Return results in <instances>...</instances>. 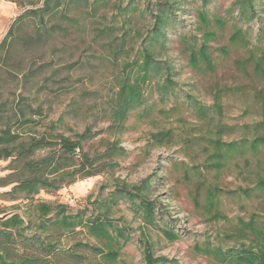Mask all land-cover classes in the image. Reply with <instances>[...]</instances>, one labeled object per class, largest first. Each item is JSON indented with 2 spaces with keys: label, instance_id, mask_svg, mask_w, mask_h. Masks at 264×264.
Returning <instances> with one entry per match:
<instances>
[{
  "label": "rangeland",
  "instance_id": "rangeland-1",
  "mask_svg": "<svg viewBox=\"0 0 264 264\" xmlns=\"http://www.w3.org/2000/svg\"><path fill=\"white\" fill-rule=\"evenodd\" d=\"M43 1L0 0V42L19 15L40 8ZM131 1L112 0L110 5L123 8ZM233 1L212 0L208 6L211 14L222 16L229 23L217 41L211 43L214 49L227 46L230 24L235 16L228 13ZM153 2H133L137 12L131 20V31L126 36L125 54L122 55L127 54L131 61L151 28V10L147 7L153 10ZM255 5V17L244 27L252 47L264 45L258 40L260 30L264 31V0H257ZM173 6L174 13L167 28V47L156 55V60L167 62L171 67L174 91L161 97L154 83L147 87L145 111L138 109L130 115L127 130L118 139L127 152L120 160V168L113 175L96 176L72 184L54 196L41 192L35 198L65 205L68 214L82 213L84 218L99 217L108 210V218L129 237L116 264H144L141 239H147L152 245L154 257H165L172 264H220L212 255L202 253L203 246L227 250L240 244L247 245L248 239L237 233L240 220L247 222L251 215L264 219V192L254 191L255 195L250 198L240 193L243 189L253 188L258 179H264V147L254 152L245 145L238 151L240 153L228 160L220 173L199 168L212 153L211 142L217 138L219 127L224 129L219 138L226 143L243 139L249 142L257 137L264 139V75H256L250 65L247 66L251 54L245 49H232L226 56L214 52L216 67L212 72L191 70L181 37L197 35L196 11L200 8V0H173ZM78 10H73L70 15L76 16L83 27H75L73 21L61 17L63 11L60 10L54 17L45 19L47 25L55 24L60 29L33 42L40 25L36 20L26 18L13 30L6 52L0 51V119L10 117L15 120L18 106L24 108L28 116L30 112H36L31 115L34 124L24 127V135L38 136L46 132L61 116L64 123L56 133L65 136L80 132L86 120L94 121L97 128L103 126V101L115 92L123 61L118 59L116 65L111 62L108 48L102 47L105 39L97 40L94 30L114 24V38L119 43L123 19L113 6L95 12L89 8L82 12ZM124 20L128 22L126 18ZM129 26L128 23L126 28ZM255 57L254 53L253 59ZM224 88L229 91L222 97L221 115L202 117L189 103L195 100L210 107L217 91ZM240 91L243 94H239ZM26 106H30L29 109ZM12 127L15 129L16 124ZM155 134H167L168 138L155 141L152 137ZM9 161H0V178L10 173L6 169ZM182 162L191 169L187 176L180 165ZM191 167L199 168L202 175ZM150 176H153L150 179L153 191L149 199L155 204L156 220L153 226L146 227L129 203L123 200L113 203L109 198L117 184L136 185ZM202 182L205 186L206 183L216 186L222 192V218L217 221L192 203L191 192L195 188H202L204 194ZM4 188L10 190L11 186ZM16 205L19 213H23L24 203L0 200V215L15 211ZM162 230L174 232L178 240H167ZM64 237V246L72 245L77 238L89 240L84 235ZM89 241L94 242L93 239Z\"/></svg>",
  "mask_w": 264,
  "mask_h": 264
},
{
  "label": "trees",
  "instance_id": "trees-1",
  "mask_svg": "<svg viewBox=\"0 0 264 264\" xmlns=\"http://www.w3.org/2000/svg\"><path fill=\"white\" fill-rule=\"evenodd\" d=\"M90 1L44 0L40 8L26 10L19 15L0 42V51L6 52L13 30L26 18L36 20L40 25L38 36L33 42L40 41V36L42 38L49 33H56L60 29L59 26L47 25L45 19L54 17L60 10L63 11L60 16L70 22L73 21L75 27H83L76 16L70 15L73 10L77 11V8L78 12L87 8L95 12L97 9L113 6L123 19L120 28L123 32L119 36V43H116L117 38H114L116 33L114 24L94 30L97 40L105 39V45L102 47L108 48L107 53L112 59L111 62L116 65L118 59L123 61L115 92L103 101L105 108L101 128H97L94 121L86 120L80 132H72L65 136L56 133L64 123L61 116L49 125L46 132L38 136L31 133L24 135V127L34 124L31 115H36V112H30L28 116L24 108L19 106L18 112L14 113L15 120L10 117L0 119V161L10 159L6 168L10 173L0 178V188L11 186L9 191L0 193V200L25 204L23 213H19L16 205L13 209L18 213L0 222V264H116L122 246L129 241L125 231L108 218V210L99 217L84 218L82 213L68 214L65 205L35 199L41 192L54 196L61 189L85 179L113 175L120 168V160L127 156L118 139L127 130L130 115L138 109L145 111L147 87L154 83L161 97L174 91L175 82L172 80L171 67L167 62L156 60V55L165 51L167 47V28L174 13L173 0H154L153 10L147 7L151 10L153 22L143 38L142 47L132 61L127 54L122 55L125 54L126 36L131 31V20L137 12V5L133 3L136 0H132L123 8L110 5L112 0ZM256 1L232 2L228 13L232 17L233 14L235 16L230 24L227 46L214 49L211 43L217 41L229 23L222 16L211 14L207 10L212 0H200V8L196 11L197 35L181 37L185 46L187 65L191 70L212 72L216 67L214 52L226 56L232 49H245L251 54L247 66L250 65L256 75H264V45L256 44L252 47L244 28L255 17ZM150 3L149 1L148 4ZM131 4L133 5L130 6ZM140 15L142 16V12ZM125 18L128 22H125ZM128 23L130 26L126 28ZM258 40L264 43L263 30H260ZM254 53L256 57L253 59ZM227 91L229 89L218 90L214 104L210 107H204L195 100L189 103L202 117H209L210 114L221 115L223 111L221 101ZM239 94H243V91ZM26 107L29 109L30 106ZM13 124H16L15 129L12 127ZM223 133L222 127L217 128V138L211 142L212 153L206 156L204 165L199 168L220 173L227 166L228 160L240 153L238 151L245 145L254 152L264 147L262 137L249 142L243 139L226 143L219 138ZM152 137L155 141H162L167 139L168 135L155 134ZM180 165L184 167V176H187L191 169L186 168L183 162ZM191 168L195 169V173L202 175L203 172L199 168ZM151 178L153 176L131 186L117 184L109 198L113 203L118 200L129 203L133 211L140 215L146 227L153 226L156 220L155 204L149 199L153 191ZM202 184L204 194L201 193L202 188H195L194 192H191L192 203L217 221L222 218L220 214L222 192L216 186L207 183L205 186L203 182ZM254 191L264 192V179H258L253 188L243 189L240 193L250 198L255 195ZM239 223L238 236L246 237L249 244H240L239 247L227 250L203 246L202 253L212 255L220 264H264V219L251 215L247 222L241 219ZM161 233L171 242L178 240V235L172 231L162 230ZM66 235H84L94 242L77 238L72 245L64 246L62 242ZM140 245L144 264L173 263L165 257H154L153 247L147 239H141ZM197 249L199 250V247Z\"/></svg>",
  "mask_w": 264,
  "mask_h": 264
},
{
  "label": "water",
  "instance_id": "water-1",
  "mask_svg": "<svg viewBox=\"0 0 264 264\" xmlns=\"http://www.w3.org/2000/svg\"><path fill=\"white\" fill-rule=\"evenodd\" d=\"M7 191H9V189H7V188H0V193L7 192ZM16 213H18V212L17 211H12L10 213H5L3 215H0V222L8 219L9 217H11L12 215H14Z\"/></svg>",
  "mask_w": 264,
  "mask_h": 264
}]
</instances>
